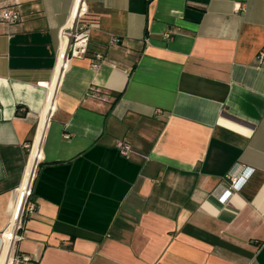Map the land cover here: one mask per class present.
<instances>
[{
    "label": "crops",
    "instance_id": "0c3cea01",
    "mask_svg": "<svg viewBox=\"0 0 264 264\" xmlns=\"http://www.w3.org/2000/svg\"><path fill=\"white\" fill-rule=\"evenodd\" d=\"M8 7L0 255L37 152L22 264H264V0ZM80 10L86 53L59 69Z\"/></svg>",
    "mask_w": 264,
    "mask_h": 264
},
{
    "label": "built area",
    "instance_id": "2783aa9c",
    "mask_svg": "<svg viewBox=\"0 0 264 264\" xmlns=\"http://www.w3.org/2000/svg\"><path fill=\"white\" fill-rule=\"evenodd\" d=\"M84 13L83 10H80L75 18V25L69 30H64L61 33L62 44H64L63 48L61 46L60 58H59V69H65L68 66V59L71 57H82L85 55L87 50V24L83 22ZM0 18L2 21L13 24L16 23L19 19V13L15 8H3L0 10ZM101 59V55H97L95 57V64L97 60ZM33 147H31L32 151ZM117 149L120 154L127 156L130 151L129 144L120 140L117 142ZM38 160V159H37ZM37 160L34 164L33 171L31 177L26 186L25 194L23 197L22 204L19 207L18 213L16 215L13 231L10 236L7 237V241L5 233L8 229L2 232V252L0 255L4 257L2 264H22L25 261L29 260V257L26 255H21L17 252L15 244L22 238L18 231L22 227L23 220L26 215L32 213L35 208V203L32 200V187L35 177V169L37 165ZM10 224V223H9Z\"/></svg>",
    "mask_w": 264,
    "mask_h": 264
},
{
    "label": "bare ground",
    "instance_id": "6f19581e",
    "mask_svg": "<svg viewBox=\"0 0 264 264\" xmlns=\"http://www.w3.org/2000/svg\"><path fill=\"white\" fill-rule=\"evenodd\" d=\"M64 44H62V48H63ZM49 107V105H48ZM43 123H44V116L42 117V120H41V124H40V130L41 128H43ZM38 142H39V137L37 136L36 138V147L38 148ZM39 158V154L36 152L34 153L31 157H30V161H29V165H28V169H27V173L25 175V178L22 182V185L20 187V202H19V206H18V210H19V207L20 205L22 204V201H23V197H24V194H25V190H26V186L28 184V181L31 177V174H32V171H33V167H34V164L36 162V160ZM18 210H17V213H18ZM16 213V215H17ZM15 219H16V216L14 218V221L12 223V225L10 226L9 230L7 233H5V238H6V241H7V237L10 236L11 232L13 231V227H14V223H15Z\"/></svg>",
    "mask_w": 264,
    "mask_h": 264
},
{
    "label": "trees",
    "instance_id": "16d2710c",
    "mask_svg": "<svg viewBox=\"0 0 264 264\" xmlns=\"http://www.w3.org/2000/svg\"><path fill=\"white\" fill-rule=\"evenodd\" d=\"M83 20H85V17H83ZM91 21H94V20H91ZM119 96L117 95L116 97H115V99H117Z\"/></svg>",
    "mask_w": 264,
    "mask_h": 264
}]
</instances>
